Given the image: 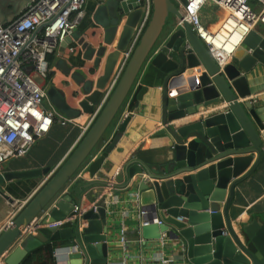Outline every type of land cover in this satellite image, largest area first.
Here are the masks:
<instances>
[{
  "label": "water",
  "instance_id": "95a60500",
  "mask_svg": "<svg viewBox=\"0 0 264 264\" xmlns=\"http://www.w3.org/2000/svg\"><path fill=\"white\" fill-rule=\"evenodd\" d=\"M180 1L186 5V0ZM152 4L151 19L94 124L11 224L1 229L0 261L22 264L37 249L50 244L61 254L56 264L112 263L107 208L77 215L73 197L61 195L117 122L141 71L150 64L159 70L162 81L163 131L159 135L167 147L160 158H146L147 162H134L126 168L129 178L139 174L136 200L141 210L148 209L164 223L144 226L139 222L144 243L158 242L166 234L170 241L184 246L185 253L177 252L188 264H264V223L257 219L238 222L236 230L229 211L236 188L255 174L264 158V121L259 103L252 99L251 82L255 70L264 67V39L254 47L241 46L233 62L221 71L171 0H152ZM102 8V17L100 10L97 16L102 18L99 25L107 40L100 55L105 59L103 73L75 93V118L95 112L118 58L132 44L145 12L138 0H113L105 12ZM171 16L177 22L184 21L183 25L169 21ZM70 40L67 38L61 47ZM146 91L142 90L139 99ZM196 116L191 122L185 120ZM131 117L132 112L101 156L89 164L92 176L111 153L123 152L118 147ZM50 171L7 172L0 174V185L40 178ZM0 196L10 199L1 188ZM43 214L35 225L38 234H26ZM56 223L61 224L54 226Z\"/></svg>",
  "mask_w": 264,
  "mask_h": 264
},
{
  "label": "crops",
  "instance_id": "0c3cea01",
  "mask_svg": "<svg viewBox=\"0 0 264 264\" xmlns=\"http://www.w3.org/2000/svg\"><path fill=\"white\" fill-rule=\"evenodd\" d=\"M30 1L12 0L6 3L0 0L3 7L0 10V21L3 23L12 22ZM112 1L88 0L85 17L73 35L68 37L71 40L66 42L67 45L63 47L60 45L57 52L49 56L50 76L46 81L41 82L47 94L45 108L56 111L66 118L77 119L78 124L63 126L59 121H55L50 133L38 139L25 157L11 159L0 166V174L46 168L51 170L47 176L0 185L4 193L10 197V199H6L0 196V228L11 224L13 217L40 190L46 180L64 164L83 138L82 127L88 124L91 115L82 113L80 117L75 118L72 113L76 112L77 100L73 97L82 88V81L95 80L103 73L105 59L102 58L101 60L100 55L102 48L106 46L107 40L104 28L99 25V20L102 18H98L97 15L100 10V16L102 17L101 8L103 7L102 10L105 12L106 5ZM207 5L204 9L212 7L218 9L214 4ZM202 22L206 25L203 19ZM262 39H264V26L258 25L246 37L242 46L246 42L248 43L246 46L253 47ZM98 59L100 60L99 66L96 63ZM124 59V54L118 58L116 70L122 65ZM59 60L63 62L62 65L57 64ZM158 75L159 70L149 64L143 68L137 79L128 101L132 117L118 147L120 152H123L114 151L111 153L93 176L88 171L89 164L96 157L101 156L105 147L118 132L121 123L117 120L106 133L91 158V162L89 161L90 163L88 162L89 164L87 163L62 190L61 198L67 194L71 195L81 212L103 206L107 208L109 222L113 223L109 236L111 264H159L158 257L163 250L168 258L173 261V264L175 261L182 260L180 254L174 252L168 245L163 249L158 242L145 244L144 241H141V236L138 233V217L141 208L140 203L136 200L138 194L136 178L139 174L129 178L126 173L128 165L138 161L143 162V160L150 157L157 159L159 156L160 158L167 147L166 140L159 135L163 131V126L161 122L162 81L158 79ZM251 82L254 93L252 99L257 100L256 102L259 103L257 108L260 109L259 114L264 121V67L259 66L255 70ZM144 88H147L148 91L143 92L142 99H139V94ZM137 90L139 92L136 96ZM135 97H137L136 102ZM102 99H100L96 109ZM134 102L135 105L131 108ZM196 118L197 116L185 120L191 122ZM261 134L264 138V131H261ZM110 183L114 184L112 188ZM229 211L232 225L236 230L238 222L247 223L252 219H257L264 223V158L255 174L236 188L235 200ZM44 217V214L40 216L39 221H36L29 228L32 229V235L38 234V227H35V225L40 223V220ZM123 228L126 229L127 238L130 242L126 252L122 251L119 244ZM48 247L52 246L50 244L43 245L39 249ZM53 250V263L49 256L42 257L48 264H56L60 259V251L57 250L56 252L54 248ZM0 264L6 263L1 260ZM32 264H40V258H35ZM186 264H188L187 261Z\"/></svg>",
  "mask_w": 264,
  "mask_h": 264
},
{
  "label": "built area",
  "instance_id": "2783aa9c",
  "mask_svg": "<svg viewBox=\"0 0 264 264\" xmlns=\"http://www.w3.org/2000/svg\"><path fill=\"white\" fill-rule=\"evenodd\" d=\"M138 1L145 9L143 18L132 44L124 53L122 65L117 68L103 93L102 102L91 115L88 124L82 127L83 137L112 94L151 19L152 0ZM87 2L88 0H31L12 22L0 21V166L11 159L25 157L38 139L50 133L55 121L63 126L78 124L77 119L66 118L45 108L46 90L37 78L43 81L49 78V56L55 54L59 46L77 30L85 17ZM179 2L184 21L191 25L221 71L233 62L235 53L246 37L258 25L264 26V0H186V5L180 0ZM209 3L226 13L225 20L215 31L204 25L201 18L203 9ZM184 21H179V25L182 26ZM131 94L119 113V123L131 114L128 102ZM96 159L97 157L94 160ZM110 184L112 188L114 184ZM75 212L80 215L81 209L76 206ZM150 215L152 217L148 219ZM138 218L144 226L164 224L146 208L140 211ZM60 224L56 223L54 226ZM138 233L140 235L139 231ZM26 234H32V229H28ZM141 241H144L142 237ZM129 243L127 231L123 228L119 240L123 252L127 251ZM158 243L163 249L168 245L173 249L177 248L180 254L185 253L184 246L173 243L166 234L162 235ZM158 261L159 264H173L164 250ZM176 263L186 264L183 257L179 262H174Z\"/></svg>",
  "mask_w": 264,
  "mask_h": 264
},
{
  "label": "rangeland",
  "instance_id": "374dc122",
  "mask_svg": "<svg viewBox=\"0 0 264 264\" xmlns=\"http://www.w3.org/2000/svg\"><path fill=\"white\" fill-rule=\"evenodd\" d=\"M3 2H6V3H9V2H11L12 0H2ZM178 8H180V2H179V0H171ZM209 4H212V3H209ZM208 4V5H209ZM207 5V6H208ZM213 8H215L214 10H212ZM1 9H3V7H2V3L0 4V10ZM225 18H226V13L224 12V11H222V10H220V9H217L216 7H212V8H209V9H204L203 11H202V19H203V21H205L206 22V25L208 26V28L211 30V31H215V30H217L220 26H221V24H222V22L225 20ZM169 21H171V22H173V23H176L177 21H176V19H175V17L174 16H171L170 18H169ZM262 26V25H261ZM259 43V42H258ZM257 43V44H258ZM257 44H255V45H257ZM246 45H248V43H244V46H246ZM255 45H253V47L255 46ZM247 47V46H246ZM252 47V46H251ZM103 50V49H102ZM101 50V51H102ZM99 62H100V60L98 59L97 60V65H99ZM62 63L63 62H61V60H59L58 62H57V64H60V65H62ZM37 80L39 81V82H42L43 80L42 79H40V78H37ZM83 82V86H84V81H82ZM46 101V100H45ZM46 104H47V102H46ZM110 229H111V227H113V223L112 222H110ZM173 249V248H172ZM173 251L174 252H177L178 250L177 249H173ZM180 257H182V255H180Z\"/></svg>",
  "mask_w": 264,
  "mask_h": 264
},
{
  "label": "trees",
  "instance_id": "16d2710c",
  "mask_svg": "<svg viewBox=\"0 0 264 264\" xmlns=\"http://www.w3.org/2000/svg\"><path fill=\"white\" fill-rule=\"evenodd\" d=\"M134 89V88H133ZM133 92V90L131 91V93ZM139 90H137L136 92V96L138 94ZM136 98L135 97V102H136ZM135 102L132 104L131 108L135 105ZM53 254H54V250L52 247H48L46 249H38L36 250L33 254L29 255L22 264H32L34 262V259L39 257L40 258V264H48L44 258V256H49L52 260L53 263Z\"/></svg>",
  "mask_w": 264,
  "mask_h": 264
},
{
  "label": "bare ground",
  "instance_id": "6f19581e",
  "mask_svg": "<svg viewBox=\"0 0 264 264\" xmlns=\"http://www.w3.org/2000/svg\"><path fill=\"white\" fill-rule=\"evenodd\" d=\"M95 109H96V107H95ZM212 110H213V109L209 110L208 113L211 112ZM237 224H238V223H237ZM236 228H237V227H236Z\"/></svg>",
  "mask_w": 264,
  "mask_h": 264
}]
</instances>
